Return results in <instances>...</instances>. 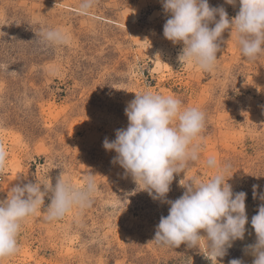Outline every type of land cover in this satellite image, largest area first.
Listing matches in <instances>:
<instances>
[{
	"label": "rangeland",
	"instance_id": "1",
	"mask_svg": "<svg viewBox=\"0 0 264 264\" xmlns=\"http://www.w3.org/2000/svg\"><path fill=\"white\" fill-rule=\"evenodd\" d=\"M79 3L0 0V142L8 152L0 200L18 183L47 179L54 185L62 170L74 184L92 174L97 184L91 207L55 222L45 221L43 212L30 218L19 253L0 264H213L206 243L175 248L154 241L170 205L138 188L113 163L117 153L103 147L105 138L115 140L116 130L127 127L125 108L145 90L206 113L201 160L175 175L167 198L183 195L182 179L213 175L205 166L209 157L230 164L228 182L234 192L247 193L249 223L244 240L214 264H252L245 248L256 242L251 218L264 203V57L245 59L226 31L215 70L205 72L182 65L183 44L164 37L168 15L161 0H97L88 16ZM209 4L222 5L230 19L240 7L239 0ZM45 27L67 32L70 44L41 43Z\"/></svg>",
	"mask_w": 264,
	"mask_h": 264
},
{
	"label": "clouds",
	"instance_id": "2",
	"mask_svg": "<svg viewBox=\"0 0 264 264\" xmlns=\"http://www.w3.org/2000/svg\"><path fill=\"white\" fill-rule=\"evenodd\" d=\"M225 2L237 4V0ZM161 3L168 15L163 35L173 44H183L178 56L182 65L213 72L226 31L245 59L256 62L264 57V0H239V11L231 19L222 5L212 7L209 0ZM96 5L97 0H80L78 11L88 16ZM39 39L50 46L71 42L67 32L55 27L42 28ZM125 114L127 127L116 130L115 140L105 138L103 147L117 153L113 163H118L138 188L147 191L154 201L170 205L169 214L160 219L154 241L175 248L181 244L199 248L206 243L207 257L214 264L227 255L234 241L244 240L249 223L247 193L234 192L228 182L233 177L231 165L209 157L205 166L213 175L206 180L193 177L187 183L182 179L180 184L186 189L183 195L174 201L167 198L175 175L201 160L206 113L175 96L145 90L128 103ZM7 158L5 145L0 142V173L6 169ZM257 188L253 185L254 199ZM96 194L95 175H86L81 183L74 184L65 178L63 170L54 185L47 179L12 185L7 198L0 200V262L19 253V236L30 218L43 212L47 222L61 220L74 210L91 207ZM46 197L50 200L47 204ZM260 199L264 200V195ZM251 225L256 242L247 245L245 253L254 257L252 264H264V203L251 218ZM229 264L244 262L232 259Z\"/></svg>",
	"mask_w": 264,
	"mask_h": 264
},
{
	"label": "bare ground",
	"instance_id": "3",
	"mask_svg": "<svg viewBox=\"0 0 264 264\" xmlns=\"http://www.w3.org/2000/svg\"><path fill=\"white\" fill-rule=\"evenodd\" d=\"M14 135V134H13Z\"/></svg>",
	"mask_w": 264,
	"mask_h": 264
}]
</instances>
